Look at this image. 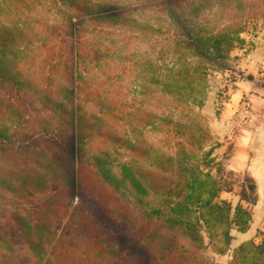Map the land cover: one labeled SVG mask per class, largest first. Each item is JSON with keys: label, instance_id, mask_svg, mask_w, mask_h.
<instances>
[{"label": "trees", "instance_id": "1", "mask_svg": "<svg viewBox=\"0 0 264 264\" xmlns=\"http://www.w3.org/2000/svg\"><path fill=\"white\" fill-rule=\"evenodd\" d=\"M232 1L239 8L245 0ZM81 2L86 0H0V211L5 210L4 221L13 230L6 232L0 218V264H215L209 263L202 251L211 249L222 255L231 249L232 229L245 231L250 224L251 211L242 202L253 205L256 188L245 177L236 204L221 197L234 187L224 178L223 161L227 156L214 155L207 119L193 108L207 97L206 69L195 53L199 47L222 57L230 51L222 48V43L229 45L232 39L243 42V38L216 34V26L212 28L213 24L207 25L200 18L198 4L185 8L192 19L178 21L177 30L194 37L196 44L187 40L185 47L194 53L170 50L176 57L171 66H166L164 56L149 58L148 68L142 66L149 83L136 88L140 99L133 112L122 109L118 120L125 123L131 116L139 121L137 128L133 125L132 135L128 136L126 128L115 131V152L91 154L87 148L101 129L106 104L96 103L99 110L88 116L81 101L73 109L68 84L56 90L57 101L45 116L61 124L66 140L52 143L37 137L34 131L24 130L22 115L17 113L20 102L15 98L28 95L29 79L17 67L18 58L29 47L37 48L26 41L39 35L43 15L49 19L52 7L46 6L53 3L67 13L75 12L73 8L90 11L95 6H105H82ZM223 2L220 9H227L230 0ZM180 42L174 40L171 46L176 49ZM146 94L145 109L141 97ZM143 112H147L146 123L142 121ZM147 127L155 138L145 146L140 139ZM26 131L22 141L13 140L17 133L23 135ZM74 131L75 147L71 145ZM120 148H146L142 151L146 157L110 160ZM86 166L94 176L93 184L81 181ZM93 187L104 190L103 196ZM123 189L146 208L142 216H121L107 205L108 197L110 204L116 205L119 195L124 196ZM64 191L71 200L74 192L79 193L74 210L87 208L93 213L61 216L53 192ZM39 195L45 199L42 204L37 201ZM73 224L78 226V233L89 226L97 227L101 233L106 230L104 237L113 232L127 250L116 252L114 247L103 244L102 238L86 231L77 234ZM260 234L258 243L248 240L235 247L229 264H264V230ZM93 244L98 249L94 253L88 248ZM103 252L108 254L104 262Z\"/></svg>", "mask_w": 264, "mask_h": 264}, {"label": "rangeland", "instance_id": "2", "mask_svg": "<svg viewBox=\"0 0 264 264\" xmlns=\"http://www.w3.org/2000/svg\"><path fill=\"white\" fill-rule=\"evenodd\" d=\"M99 3H104L105 6H95L90 11L73 8L75 12L71 13L54 7L53 3L46 6L52 7L49 10V19H46L47 15H43L41 17L42 26L40 27L42 30L39 35L29 37L26 41L30 46L37 48L32 50L33 48L29 47L18 58L17 67L29 79L30 89L26 87L29 90L28 95H16L15 97L20 102V106H17V113L22 115L20 122H23L24 130L34 131V135L43 137L52 143L66 140L63 137L64 128H59L61 124L47 120L48 116H45L51 112L57 101V97L54 96L56 90L68 84L72 90L71 105L73 109L76 103L81 101L88 111V116L91 115L92 111L99 110L96 103L106 104L104 111L107 114L101 117L103 122L101 129L92 144L89 145L90 147L87 148L91 154L101 150L115 152L118 150L113 142L115 131L126 128L128 130L126 136H128L132 135L131 127L133 125L137 128L139 121L130 119L131 116L126 117L127 122L125 123L118 120L122 112L127 110L129 113L133 112L138 99H140L136 88L141 84L149 83L147 72H142V66L148 68L147 60L153 56H164L166 66H171L176 57L170 50L188 54L193 52L190 47L188 49L185 47L188 43L187 40L194 45L196 44L194 37L188 33L187 36H184L180 29L177 30L178 21L182 23V21L192 19L191 16L188 17L185 8L198 4L201 12L200 18L203 19L204 23H208L207 25L213 24L212 28L215 25L216 34L225 33L229 36L235 35L243 38V42L232 39V43L229 45L222 43V48L230 50L222 57L219 56V53H208L206 49L198 47V52L195 54L200 55L199 60L206 69L207 89L204 91V95H207L210 90V81L217 77L221 71L234 69L235 59L230 56L231 51H234L235 48L250 49L264 39V0H245L241 2L239 8L234 1L230 0L227 9H220L224 3L223 0H86V2H81L82 6L98 5ZM174 40H181L180 46L177 45L176 49L171 46ZM193 53L192 55H194ZM191 60L194 59L191 58ZM39 88L40 92H38ZM77 94L79 98H77ZM7 97L9 98V96ZM141 99L144 108H148L147 94ZM204 103L205 101L201 105L193 106V108L196 112L202 113ZM143 115L142 121L146 123L147 112H143ZM148 130L149 127L145 129V135L140 139L141 144H145V146L155 138V134L147 132ZM27 131L23 135L17 133L13 140L15 142L22 141L27 136ZM210 137L212 139L211 144L215 148L220 147L218 138L213 137L211 133ZM76 141L77 137L74 131L71 143L73 147L76 146ZM230 141L223 143L226 151L222 155L225 157H229L233 151V145ZM145 149L120 148L119 153L113 154L109 159L115 162L129 160L131 156H135L139 160L144 159L146 155L142 154V151ZM227 157L223 161L224 178L239 191L244 176L226 168L224 164H226ZM143 169L148 172V166L145 164ZM93 180L92 171L86 166L83 175H81V181L83 184L85 182L89 185L93 184ZM97 190L103 196L104 190L99 188ZM122 194L124 196L121 198L119 195L117 204L114 203L115 207L110 204V197L107 198V205L110 208H115L121 216H142L146 208L142 204L136 203L125 189H123ZM53 195L62 210L61 216L66 213V215L76 214L80 216L81 211L93 213L87 208L73 209L79 204L78 192H74L72 200L65 191L62 193L53 192ZM231 198L233 200V197L230 196ZM44 200V197L40 195L37 197L38 203L42 204ZM243 205L249 209L252 206L247 203ZM5 214V210L0 211L3 229L6 232H12L10 225L4 221ZM60 224L58 233L61 228ZM73 227L74 230L77 229V234L82 235L86 231V234L90 236H96L97 239L102 238V243L114 247L116 252L127 250L121 246L113 232L104 237L103 232L106 234L107 231L104 230L101 233L95 226H89L88 229L82 228L81 233H78L79 228L76 224H73ZM104 238L106 239L104 240ZM88 248L93 249V253L98 250L95 244L88 246ZM202 252L204 257L210 259L209 263L219 264L212 255L211 249H205ZM102 256L101 260L104 262L108 258L107 252H103Z\"/></svg>", "mask_w": 264, "mask_h": 264}, {"label": "crops", "instance_id": "3", "mask_svg": "<svg viewBox=\"0 0 264 264\" xmlns=\"http://www.w3.org/2000/svg\"><path fill=\"white\" fill-rule=\"evenodd\" d=\"M230 56L235 59V67L232 71H221L210 81L202 114L208 120L211 135L220 143L214 155L224 154L223 143L231 140L233 151L224 165L252 180L256 198L250 207L252 219L248 228L231 231V249L222 255L212 252L219 264H229L232 250L241 243L248 240L258 243L264 230V39L250 49L235 48ZM230 73L235 77L229 80ZM222 88L227 90L223 101L219 95ZM247 109L250 116L247 121H241ZM221 197L232 204L239 201L236 188L223 192Z\"/></svg>", "mask_w": 264, "mask_h": 264}, {"label": "built area", "instance_id": "4", "mask_svg": "<svg viewBox=\"0 0 264 264\" xmlns=\"http://www.w3.org/2000/svg\"><path fill=\"white\" fill-rule=\"evenodd\" d=\"M233 77H235V75L233 76V75H231V73L228 75V79L230 80V79H233ZM225 87V86H224ZM220 100L221 101H223L224 99H225V97L227 96V90L225 89V88H222V90L220 91ZM246 115L244 116V119L243 120H241V121H247L248 120V118H249V110L247 109V111H246V113H245Z\"/></svg>", "mask_w": 264, "mask_h": 264}]
</instances>
